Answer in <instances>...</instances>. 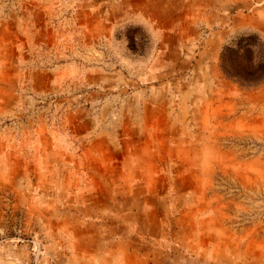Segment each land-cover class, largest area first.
Returning a JSON list of instances; mask_svg holds the SVG:
<instances>
[{
  "label": "rangeland",
  "instance_id": "rangeland-1",
  "mask_svg": "<svg viewBox=\"0 0 264 264\" xmlns=\"http://www.w3.org/2000/svg\"><path fill=\"white\" fill-rule=\"evenodd\" d=\"M183 1L209 29L252 22L264 60V0ZM112 16L0 0V264H264V91L214 70L145 80ZM145 179L171 193L140 220Z\"/></svg>",
  "mask_w": 264,
  "mask_h": 264
},
{
  "label": "crops",
  "instance_id": "crops-1",
  "mask_svg": "<svg viewBox=\"0 0 264 264\" xmlns=\"http://www.w3.org/2000/svg\"><path fill=\"white\" fill-rule=\"evenodd\" d=\"M108 2L113 12L111 26L113 39L116 38L122 49L134 54L135 64L144 68L142 77L145 80H157L177 72H190L201 80V76L208 70H210L208 72L214 70L219 71L221 82L235 85L242 82L253 85L249 86L252 87V92L264 91V77L255 76V73L258 74L257 69L264 68L262 48H256L250 40V33L245 32L249 31L248 29H257H253L252 22L241 24L239 27L244 28V32L233 34L230 20L223 23L219 17L217 20L221 28L209 29L211 23L215 24L211 17L200 18L197 14L189 18L190 7L184 5L183 0H181L182 6H165L169 9V14L165 17L157 15L149 5L138 3V0L135 2L108 0ZM125 2L131 3L132 8L128 12ZM260 26V30L264 31V21H261ZM252 47L253 50H257L260 57L253 54ZM252 54L254 62L251 60ZM246 67L248 71L242 72L246 71ZM191 81L194 83V80ZM102 146L104 147V144ZM104 161L102 159L101 162ZM143 182L145 186L138 188L141 193L139 198V201H142L141 210L133 215L140 220L150 218V209L145 205L150 202L160 204L166 199L164 195L167 192L171 193L164 187H158L159 191H157V187H151V180L145 179ZM102 192L104 193L103 188ZM131 217V214L114 215V218L121 221Z\"/></svg>",
  "mask_w": 264,
  "mask_h": 264
}]
</instances>
